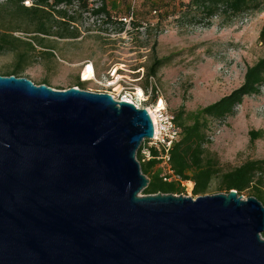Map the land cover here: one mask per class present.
<instances>
[{
  "label": "water",
  "instance_id": "1",
  "mask_svg": "<svg viewBox=\"0 0 264 264\" xmlns=\"http://www.w3.org/2000/svg\"><path fill=\"white\" fill-rule=\"evenodd\" d=\"M145 108L0 74V264H264L254 196L142 194Z\"/></svg>",
  "mask_w": 264,
  "mask_h": 264
},
{
  "label": "rangeland",
  "instance_id": "2",
  "mask_svg": "<svg viewBox=\"0 0 264 264\" xmlns=\"http://www.w3.org/2000/svg\"><path fill=\"white\" fill-rule=\"evenodd\" d=\"M103 1L114 9L112 21L103 23V14L95 16L76 5L68 7L69 14L77 15L75 25L80 36L54 37L55 57L33 53L22 76L35 83L47 78L52 88L76 86L78 76L89 91L117 94L135 86L148 91L152 79L145 77L147 67L154 58L167 57V63L153 76L152 86L173 113L180 106L195 110L230 93L242 83L246 67L264 54V45L258 41L263 12L242 14L227 25H219L214 19L206 26L188 14L187 0H160L156 11L151 9V0H88L89 7L100 6ZM126 3L134 12V21L142 22V26L133 27L132 21L122 19ZM21 23L32 28L29 19ZM14 34L27 37L20 31ZM14 60L15 53L0 52V73ZM251 129L263 132L253 143L248 135ZM206 134L209 142L204 146L216 154L223 170L246 159L264 158V84L258 94L245 96L233 115L210 121ZM215 184L213 180L205 194L218 193ZM190 187L191 183L186 184L180 194L193 197ZM248 193L241 195L246 198Z\"/></svg>",
  "mask_w": 264,
  "mask_h": 264
},
{
  "label": "trees",
  "instance_id": "3",
  "mask_svg": "<svg viewBox=\"0 0 264 264\" xmlns=\"http://www.w3.org/2000/svg\"><path fill=\"white\" fill-rule=\"evenodd\" d=\"M23 1H0V52L15 53L14 63L2 71L1 75L22 76L32 61L33 53L49 59L54 58L55 38L75 39L80 36L81 33L75 25L77 15L69 14L68 7L76 5L80 10L90 11L95 16L103 14V23H109L114 18V9L109 8L105 1L95 8L89 7L88 0H30L28 6L24 5ZM159 1L151 0L152 10L160 9ZM62 5L64 7H60ZM184 5L195 22L206 26L211 25L214 19H218L219 25H227L242 14L263 12L258 41L264 45V0H187ZM124 7V18L132 21L133 27L142 26V22L134 21L130 4L126 3ZM25 18L31 21L32 28L22 26L21 20ZM16 31L27 34V37L15 36ZM36 47L41 50L36 51ZM166 63L167 57L154 58L146 69L145 77L155 76L158 69ZM41 83L49 85L47 78L39 80L36 84ZM263 84L264 54L246 67L242 83L230 93L195 110H185L180 106L172 113L179 129V138L169 150V165L172 174L177 175L179 180H189L193 183V197L204 195L215 180L217 192L227 193L233 189L241 195L249 191L248 196H254L264 206V158L246 159L237 166L223 170L216 154L204 146L209 142L206 130L210 121L233 115L235 107L241 104L243 98L258 94ZM75 85L84 89L85 80H80L77 76ZM248 135L250 143H253L255 139L263 136V132L260 129H251ZM156 156L158 152L152 149V156L141 161L139 150L136 152L141 172L148 178V183L141 193H182L184 188L179 181L163 179L164 170ZM261 235L264 237V231Z\"/></svg>",
  "mask_w": 264,
  "mask_h": 264
},
{
  "label": "built area",
  "instance_id": "4",
  "mask_svg": "<svg viewBox=\"0 0 264 264\" xmlns=\"http://www.w3.org/2000/svg\"><path fill=\"white\" fill-rule=\"evenodd\" d=\"M23 3L29 5L30 0H24ZM122 19L124 21L126 20V18ZM149 78L152 80L150 90L148 91L142 86H135L133 88L121 89L117 94H114L112 91L98 92L109 93L115 100H125L134 104L138 109L145 108L147 110L153 124V136L150 139L143 140L138 148L141 156L140 160H148L152 156V149H156L158 152L156 158L160 160V166L164 170L163 179L166 181H179L184 189L186 184L191 183L190 188L192 189L193 183L191 181L179 180L177 175L172 174L169 165V150L173 143L179 138V129L175 124L172 113L169 111L165 100L157 88H154V97L151 96V92L153 91L152 81L154 83V79L153 76Z\"/></svg>",
  "mask_w": 264,
  "mask_h": 264
},
{
  "label": "bare ground",
  "instance_id": "5",
  "mask_svg": "<svg viewBox=\"0 0 264 264\" xmlns=\"http://www.w3.org/2000/svg\"><path fill=\"white\" fill-rule=\"evenodd\" d=\"M87 67V66H86Z\"/></svg>",
  "mask_w": 264,
  "mask_h": 264
}]
</instances>
